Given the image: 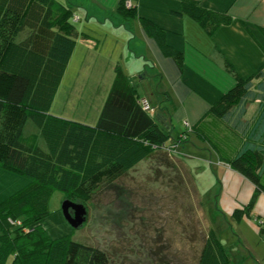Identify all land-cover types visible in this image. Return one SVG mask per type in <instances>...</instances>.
<instances>
[{
	"label": "trees",
	"instance_id": "16d2710c",
	"mask_svg": "<svg viewBox=\"0 0 264 264\" xmlns=\"http://www.w3.org/2000/svg\"><path fill=\"white\" fill-rule=\"evenodd\" d=\"M137 2L120 0L104 23H114L119 16L121 25L131 23ZM73 6L58 0H0V167L29 180L0 205V264H108L107 253L99 248L75 241L70 234L50 236L42 221L51 213L52 194L59 191L86 205L102 185L114 184L155 150L179 149L191 132L254 184L250 202L233 213L237 221L249 217L264 193V65L244 78L226 60L235 85L179 138L144 108L137 86L120 64L95 125L57 116L50 109L77 43ZM175 14L189 15L211 36L233 21L230 14L207 9L199 0H182V11ZM141 22L183 69L184 53L166 43L165 31L150 20ZM26 29L30 34L16 42ZM256 100L261 102L258 116L243 121L247 103ZM29 120L46 148L25 134ZM9 218L21 223L12 224ZM220 246L219 239L209 237L198 264H237L228 251H219Z\"/></svg>",
	"mask_w": 264,
	"mask_h": 264
},
{
	"label": "rangeland",
	"instance_id": "374dc122",
	"mask_svg": "<svg viewBox=\"0 0 264 264\" xmlns=\"http://www.w3.org/2000/svg\"><path fill=\"white\" fill-rule=\"evenodd\" d=\"M58 1L67 5L73 2L71 22L77 30H87L101 44L96 51L84 55V74H79L81 70L74 67L75 61L72 62L50 113L91 123L100 114L115 77L116 65L123 64L120 58L116 59L117 52L112 50L116 42L112 43L109 36L105 41L106 30H103L102 23L107 21L106 14H100L90 0ZM77 15L81 20L73 21ZM117 18L119 29L122 20L120 16ZM110 22L109 19L108 24ZM29 34L30 30L26 29L16 36L15 41L20 42ZM75 60L80 61L77 57ZM138 60L143 64L141 69L134 68ZM126 61L123 60L125 66L132 64ZM144 64L150 63L143 57L134 56L131 70L143 78ZM150 71L147 79L156 88L159 84ZM133 80L136 81L134 85H139L138 79ZM146 99L157 110L154 100L149 96ZM174 110L176 112L177 108ZM175 126L174 138L183 127L190 129L185 122L176 121ZM24 132L35 136L40 146L46 148L32 121L27 122ZM178 148L170 152L168 149L155 150L114 184L102 185L86 203L87 221L79 228H73L66 221L62 212L66 197L55 191L49 204L51 213L42 221L43 226L53 238L70 234L75 241L103 250L108 255V264H160L164 261L198 264L209 237L219 239L222 244L219 251H228L230 260L237 264H264V250L259 248L251 230L247 229L249 238L242 237L239 228L243 226L238 228L221 212L222 187L218 180L216 151L207 140L199 139L192 132L188 140L178 144ZM203 156L206 158H201Z\"/></svg>",
	"mask_w": 264,
	"mask_h": 264
},
{
	"label": "crops",
	"instance_id": "0c3cea01",
	"mask_svg": "<svg viewBox=\"0 0 264 264\" xmlns=\"http://www.w3.org/2000/svg\"><path fill=\"white\" fill-rule=\"evenodd\" d=\"M90 1L95 5V9L98 8L100 14L115 12L120 2V0ZM199 1L207 9L230 14L233 17L232 23L219 26L211 36L189 15L175 14L182 11V0H138L137 16L131 23H125L118 29L119 18L114 19V23L101 22L103 30H106L105 41L109 36L112 43L116 42L112 50L118 54L116 59H121L123 65L119 63L122 69L133 84L136 82L133 79H138L137 88L141 97L149 96L154 100L157 108L156 118L171 133L176 131V121L188 123L193 127L209 108L235 85V77L227 70L226 60H229L244 78L254 75L264 65V0ZM141 19L150 20L164 30L166 43L174 50L184 53L183 69L179 68L172 57L163 52L158 41L146 31ZM86 31L77 30L76 47L60 86L72 62L75 61L74 67L81 70L79 74H84L86 69V63L82 61L84 55L96 51L101 44L99 39L93 38ZM134 56L143 57L150 63L144 64L143 78L131 70ZM75 57L80 61H76ZM123 60L132 64L125 66ZM142 65L138 60L134 68L141 69ZM100 69L101 67L98 70ZM150 70L153 73L152 78L159 84L156 88L155 84L152 86L148 80ZM260 105L259 100L249 101L242 120L254 121L260 112ZM174 108H177L176 112ZM96 122L97 120L88 124L95 125ZM185 130L183 127L177 138ZM216 165L219 168L222 187L219 201L221 212L238 228L243 226L242 229L239 228L242 237L249 238L247 229L251 230L254 238L258 240L259 248L264 250V193L259 195L249 217H244L240 221L234 220V211L250 202L255 186L222 162L218 154ZM28 183L27 178L0 167V205ZM240 240L242 242L243 239Z\"/></svg>",
	"mask_w": 264,
	"mask_h": 264
},
{
	"label": "water",
	"instance_id": "95a60500",
	"mask_svg": "<svg viewBox=\"0 0 264 264\" xmlns=\"http://www.w3.org/2000/svg\"><path fill=\"white\" fill-rule=\"evenodd\" d=\"M62 212L66 221L73 228H79L87 221L88 209L82 202L66 198L62 203Z\"/></svg>",
	"mask_w": 264,
	"mask_h": 264
},
{
	"label": "built area",
	"instance_id": "2783aa9c",
	"mask_svg": "<svg viewBox=\"0 0 264 264\" xmlns=\"http://www.w3.org/2000/svg\"><path fill=\"white\" fill-rule=\"evenodd\" d=\"M127 5L128 6H131V2L129 1L128 3H127ZM81 18H80V16H76L75 17V21H78V20H80ZM142 103H143V106H144V108L146 109V110H148L150 113H152V114H154L155 115V109H154V107L150 104V102H149V100L148 99H146V98H143V100H142ZM188 124V123H187ZM189 125V124H188ZM174 148H175V146H174ZM174 148H172V149H168L169 151H173L174 150ZM9 222L10 223H12V224H20L21 223V221H15V220H13L12 218H9Z\"/></svg>",
	"mask_w": 264,
	"mask_h": 264
}]
</instances>
